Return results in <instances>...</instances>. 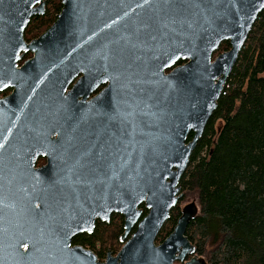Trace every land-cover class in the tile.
<instances>
[{
    "label": "water",
    "instance_id": "95a60500",
    "mask_svg": "<svg viewBox=\"0 0 264 264\" xmlns=\"http://www.w3.org/2000/svg\"><path fill=\"white\" fill-rule=\"evenodd\" d=\"M137 1L62 0L54 23L27 43L25 29L43 14V0H0V78L14 82L16 96L30 88L50 100L63 94L78 69L93 73V58L106 67L108 130L117 137L109 143L108 187L92 195L96 204L106 199L105 218L124 217L123 237L138 224L111 264H157L168 246L187 240L184 234L200 214L196 203L183 209L166 243L155 246L184 197L181 179L264 10V0H158L150 22L139 14ZM224 42L231 49L215 57ZM28 53L32 57L17 68ZM179 61L186 63L165 73ZM51 184L45 189L49 209L37 211L21 209L22 197L6 194L27 189L25 182L0 184V264H25L29 252L46 254L48 264L87 257V251L70 248V240L100 215L74 223L70 212L55 209ZM143 203L149 213L139 223Z\"/></svg>",
    "mask_w": 264,
    "mask_h": 264
},
{
    "label": "flooded vegetation",
    "instance_id": "af4514ba",
    "mask_svg": "<svg viewBox=\"0 0 264 264\" xmlns=\"http://www.w3.org/2000/svg\"><path fill=\"white\" fill-rule=\"evenodd\" d=\"M137 6L139 14L148 16L150 22L154 21L158 0H139ZM61 9L62 0H43V14L32 18L48 16L53 17L55 21ZM32 18L24 32V40L27 43L44 32L36 37L28 35ZM228 44L227 49H224L222 44L216 54L229 51L231 45L229 42ZM31 57V53L25 54L17 68ZM149 62V58L142 60L144 67H147ZM185 63L176 62L165 73L169 74ZM89 68L93 73L84 74L78 69L63 94L52 95L50 100L44 93L37 96L30 88L22 95L16 96L14 82L4 80L5 77L0 78V184L5 183L7 187V182L12 178H18L27 184V189L6 192L22 197L25 203H21L24 205L21 207L23 210L49 209L45 189L53 183L58 201L55 209L70 212L74 223H84L87 219L89 221L95 215H100L94 218L91 228L71 238L70 248H81L88 253L85 258H75L71 264H111L130 236L135 233L138 224L128 236L123 237L124 217L112 213L105 218L104 213L108 209L106 199L104 205L96 204L95 195H92L94 189L108 187L109 143L114 141L117 134L108 130L107 119L111 117L112 108L109 105L111 97L105 96V91L111 84V80L104 73L106 67L97 64L93 58ZM96 69L98 73H94ZM191 136L189 140L192 139ZM38 187L40 189H37ZM180 202L177 205L180 207L179 218L187 206L181 207ZM140 209L143 210V215L139 223L149 213L145 203ZM174 209L155 240L157 248L162 247L175 232L179 218L176 221L171 220ZM114 215L122 217V231L112 239L110 223ZM188 228L184 237L190 245L187 240L171 244L160 254L157 264H215L209 254L211 250H207L208 246L201 249L188 235ZM28 258L25 264H48L46 254L29 252ZM33 258L40 261L33 262ZM117 263H120V260H117Z\"/></svg>",
    "mask_w": 264,
    "mask_h": 264
},
{
    "label": "trees",
    "instance_id": "16d2710c",
    "mask_svg": "<svg viewBox=\"0 0 264 264\" xmlns=\"http://www.w3.org/2000/svg\"><path fill=\"white\" fill-rule=\"evenodd\" d=\"M53 21L48 16L32 18L28 35L36 37ZM181 185L183 192L198 193L200 214L190 223L188 235L201 249L213 243V263L264 264V10ZM179 215L177 206L171 220ZM121 223V216L111 218L112 239L121 233Z\"/></svg>",
    "mask_w": 264,
    "mask_h": 264
},
{
    "label": "rangeland",
    "instance_id": "374dc122",
    "mask_svg": "<svg viewBox=\"0 0 264 264\" xmlns=\"http://www.w3.org/2000/svg\"><path fill=\"white\" fill-rule=\"evenodd\" d=\"M217 56L218 55L215 54V57ZM183 193H184V197L182 198L180 202L181 207L186 206L191 203H196L198 205V193L197 192L184 191ZM212 244L210 243V247H208L207 249L208 251L212 250V246H213Z\"/></svg>",
    "mask_w": 264,
    "mask_h": 264
}]
</instances>
